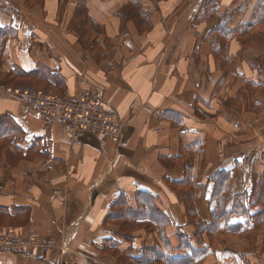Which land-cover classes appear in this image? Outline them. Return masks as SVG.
Returning <instances> with one entry per match:
<instances>
[{
    "label": "crops",
    "instance_id": "0c3cea01",
    "mask_svg": "<svg viewBox=\"0 0 264 264\" xmlns=\"http://www.w3.org/2000/svg\"><path fill=\"white\" fill-rule=\"evenodd\" d=\"M0 87L125 125L76 147L0 96V231L70 244L0 264H264V0H0Z\"/></svg>",
    "mask_w": 264,
    "mask_h": 264
},
{
    "label": "built area",
    "instance_id": "2783aa9c",
    "mask_svg": "<svg viewBox=\"0 0 264 264\" xmlns=\"http://www.w3.org/2000/svg\"><path fill=\"white\" fill-rule=\"evenodd\" d=\"M0 96L13 99L57 123L65 125L73 146L81 147L85 134H92L101 139H110L117 144H120L123 139L125 125L119 122L115 111L103 103L98 95L95 100H91L83 94L74 97H58L30 88L0 87ZM65 241L64 238L61 252ZM54 247L55 243L52 240L41 239L34 233H26L21 236L11 230L0 231V252L32 256L33 252L37 250L49 251Z\"/></svg>",
    "mask_w": 264,
    "mask_h": 264
},
{
    "label": "rangeland",
    "instance_id": "374dc122",
    "mask_svg": "<svg viewBox=\"0 0 264 264\" xmlns=\"http://www.w3.org/2000/svg\"><path fill=\"white\" fill-rule=\"evenodd\" d=\"M65 232V231H64ZM29 233H32V232H29ZM35 234V233H34ZM62 234H64V233H62ZM25 235V234H24ZM38 237H40L41 239L43 238V239H49V240H52L54 243H55V247L52 249V250H49V251H40V250H37L36 252H33V253H35V257L36 258H40L42 255H53V257L54 256H56V255H58V254H60L61 253V251L59 252V245H60V241H61V239H62V237H63V235H61V237L59 238V239H50V238H45V237H41L40 235H38V234H36ZM21 236H23V235H21ZM31 252V251H30ZM66 259H67V256H65L64 258H63V260H62V263H64L65 261H66Z\"/></svg>",
    "mask_w": 264,
    "mask_h": 264
},
{
    "label": "bare ground",
    "instance_id": "6f19581e",
    "mask_svg": "<svg viewBox=\"0 0 264 264\" xmlns=\"http://www.w3.org/2000/svg\"><path fill=\"white\" fill-rule=\"evenodd\" d=\"M64 238H65V232H64V235H63V237H62V239H61V241H60L59 252L61 251V245H62V242H63ZM69 246H70V244H69ZM69 246L67 247V249H66L64 255H66V254L68 253ZM55 259H56V258H55ZM54 262H55V260H54ZM53 264H54V263H53Z\"/></svg>",
    "mask_w": 264,
    "mask_h": 264
},
{
    "label": "water",
    "instance_id": "95a60500",
    "mask_svg": "<svg viewBox=\"0 0 264 264\" xmlns=\"http://www.w3.org/2000/svg\"><path fill=\"white\" fill-rule=\"evenodd\" d=\"M68 245H69V239H66V241L64 242L61 254H63L66 251Z\"/></svg>",
    "mask_w": 264,
    "mask_h": 264
},
{
    "label": "trees",
    "instance_id": "16d2710c",
    "mask_svg": "<svg viewBox=\"0 0 264 264\" xmlns=\"http://www.w3.org/2000/svg\"><path fill=\"white\" fill-rule=\"evenodd\" d=\"M224 27H225V25H224V24H221V26L219 25L218 28L221 29V30H223ZM149 255L152 257V256H153V252H151ZM149 261H150V260H149Z\"/></svg>",
    "mask_w": 264,
    "mask_h": 264
}]
</instances>
